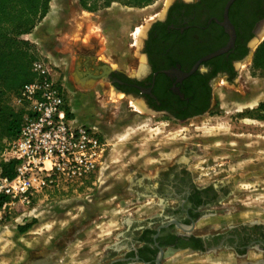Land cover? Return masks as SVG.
<instances>
[{"label": "rangeland", "instance_id": "rangeland-1", "mask_svg": "<svg viewBox=\"0 0 264 264\" xmlns=\"http://www.w3.org/2000/svg\"><path fill=\"white\" fill-rule=\"evenodd\" d=\"M124 1L113 0L109 7L100 1L98 10L89 12L77 0H50L32 45L59 73L70 69L71 54L81 48L94 50L109 65L125 67L134 40L130 32L135 30L137 37L144 18L164 0L142 7ZM248 62L237 67L233 81L212 82L215 103L209 114L187 120L144 112L102 81L83 92L69 82L73 116L96 126L105 143L101 163L83 183L49 188L8 217L0 225V264H101L111 253L120 254L133 224L163 210L162 198L135 194L134 184L152 180L161 166L175 162H184L203 182L215 178L232 185L234 194L219 205L221 214L199 226L264 222V110L256 111L264 101V71ZM0 100L3 122L19 108L11 96L0 95ZM7 140L4 136L3 146ZM27 223L31 227L21 233L18 226ZM222 256L234 264L231 252L200 257L220 264Z\"/></svg>", "mask_w": 264, "mask_h": 264}, {"label": "flooded vegetation", "instance_id": "flooded-vegetation-1", "mask_svg": "<svg viewBox=\"0 0 264 264\" xmlns=\"http://www.w3.org/2000/svg\"><path fill=\"white\" fill-rule=\"evenodd\" d=\"M227 1L164 0L144 18L137 37L135 30L130 32L134 40L122 68L107 64L94 50L77 49L71 54L70 69L60 73L67 100L69 82L83 92L102 81L151 115L187 120L209 114L215 103L212 82L218 78L233 81L237 67L249 59L252 64L264 40V0H233L226 10ZM225 21L235 31L233 46L183 76L202 57L227 44ZM133 188L135 194L162 198V213L133 224L121 243L123 251L111 253L101 264H156L159 248L199 255L185 264H208L200 256L228 252L234 264H264L263 221L199 226L201 220L221 214L219 205L234 194L230 182L215 178L203 182L184 162H175L161 166L152 180H137ZM166 199L173 203L164 204ZM222 258L219 263L226 264ZM165 259L164 254L160 263L165 264Z\"/></svg>", "mask_w": 264, "mask_h": 264}, {"label": "built area", "instance_id": "built-area-1", "mask_svg": "<svg viewBox=\"0 0 264 264\" xmlns=\"http://www.w3.org/2000/svg\"><path fill=\"white\" fill-rule=\"evenodd\" d=\"M32 52V79L11 96L21 125L0 149V225L47 189L83 183L105 150L97 127L73 116L56 67L39 49ZM12 163V175L4 174L3 165Z\"/></svg>", "mask_w": 264, "mask_h": 264}, {"label": "trees", "instance_id": "trees-1", "mask_svg": "<svg viewBox=\"0 0 264 264\" xmlns=\"http://www.w3.org/2000/svg\"><path fill=\"white\" fill-rule=\"evenodd\" d=\"M83 10L93 12L100 7V1L109 7L113 0H77ZM153 0H126L125 6L142 7ZM50 0H0V95L12 96L19 87L32 79L30 69L33 59V45L22 35L31 33L49 11ZM252 68L264 71V40L257 46L252 57ZM0 103H4L0 100ZM1 107V106H0ZM1 109V108H0ZM264 110V101L256 111ZM22 120L21 111L10 112L5 121L0 122V149L3 137L7 139L17 135ZM3 135V136H2ZM11 166L3 165V173L12 175ZM31 223L18 226L23 233Z\"/></svg>", "mask_w": 264, "mask_h": 264}, {"label": "water", "instance_id": "water-1", "mask_svg": "<svg viewBox=\"0 0 264 264\" xmlns=\"http://www.w3.org/2000/svg\"><path fill=\"white\" fill-rule=\"evenodd\" d=\"M233 0H228L227 3H226V10L227 8L229 7V5L232 3ZM226 23H224V25L227 27L228 29V33H229V40L227 42V44L221 48H219L218 50L212 52V53H209L207 55H205L204 57H202L196 64L195 66L187 73H182L183 76H187L189 75L190 73H192L196 66L201 62V61H204V60H207L209 59L210 57H213L215 55H218L220 53H223L225 51H227L230 47L233 46V43H234V38H235V31H234V28L233 26L228 22V21H225ZM168 223H174L176 225H179V223L176 221V220H170ZM167 223V224H168ZM165 224V225H167ZM157 235V234H156ZM166 255L167 253L163 251L162 248H159V252H158V255H157V258H156V264H161L160 263V260L162 258L163 255Z\"/></svg>", "mask_w": 264, "mask_h": 264}, {"label": "crops", "instance_id": "crops-1", "mask_svg": "<svg viewBox=\"0 0 264 264\" xmlns=\"http://www.w3.org/2000/svg\"><path fill=\"white\" fill-rule=\"evenodd\" d=\"M41 25H42V22L40 21L31 33L22 35V38L32 43V41L35 40L33 37V35H35L34 31L37 29V27H41ZM166 253L167 254L165 255L166 256L165 264L189 263L192 257V256H185L187 253L183 251H180V252L168 251Z\"/></svg>", "mask_w": 264, "mask_h": 264}, {"label": "bare ground", "instance_id": "bare-ground-1", "mask_svg": "<svg viewBox=\"0 0 264 264\" xmlns=\"http://www.w3.org/2000/svg\"><path fill=\"white\" fill-rule=\"evenodd\" d=\"M142 32V30L140 29V28H137V31H136V33L138 34H140Z\"/></svg>", "mask_w": 264, "mask_h": 264}]
</instances>
